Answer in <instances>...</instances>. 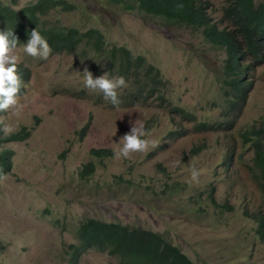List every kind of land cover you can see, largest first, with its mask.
Listing matches in <instances>:
<instances>
[{"label":"rangeland","instance_id":"obj_1","mask_svg":"<svg viewBox=\"0 0 264 264\" xmlns=\"http://www.w3.org/2000/svg\"><path fill=\"white\" fill-rule=\"evenodd\" d=\"M34 1L17 0L16 8ZM68 1L78 9L53 10L45 23L98 28L109 48L125 46L143 55L161 70L170 106L118 107L102 95L100 100L99 92L84 85L85 68L94 78L103 75L98 72L107 62L96 55L83 59L78 50L43 60L26 54L25 44L17 46L13 54L30 67L31 79L0 121L7 133L24 126L33 131L25 141L4 144L14 156L11 170L0 178V264H71L70 244L89 218L158 232L194 264H264L259 232L264 193L254 174L255 150L244 138L248 129L264 126V64L242 75L251 89L244 107L232 111L226 51L206 42L202 27L125 11L110 0ZM201 1L210 4L213 19L220 17L225 0ZM175 106L216 128L197 131L193 121L172 114ZM135 121L154 144L117 158L120 140ZM182 127L183 136H168ZM99 148H110L113 155L93 157L91 150ZM89 161L96 172L81 178ZM193 168L200 175L189 182ZM78 264L121 263L107 252L89 250Z\"/></svg>","mask_w":264,"mask_h":264},{"label":"trees","instance_id":"obj_2","mask_svg":"<svg viewBox=\"0 0 264 264\" xmlns=\"http://www.w3.org/2000/svg\"><path fill=\"white\" fill-rule=\"evenodd\" d=\"M125 11L139 10L147 15L161 17L170 23L202 27L206 42L226 51L228 78L226 84L234 97L232 111L241 110L251 89V83L244 82L242 75L249 69L264 64V0H225L219 20L209 15V3L201 0H110ZM5 3L0 0V31H10L18 38L17 46L26 44L34 29L45 38L51 53L74 54L78 50L83 59L98 58L106 61L99 74L109 79L123 77L127 86L117 89L118 107L135 105L170 106L165 96L163 74L154 64H148L143 55H135L125 46L109 48L104 33L98 28L81 30L56 24L47 25L43 19L53 10L70 12L78 9V4L68 0H36L21 8H16L17 0ZM12 37H10L11 39ZM249 59L251 61L249 62ZM20 78L18 96L26 92L31 79V69L23 62H17ZM101 93L98 94L102 100ZM166 103V104H165ZM172 114H182L194 122L197 131L215 129L207 121H197L196 115L178 106L171 107ZM5 111H0L2 116ZM90 126L88 122L80 131L83 138ZM151 126L147 124V130ZM33 129L26 126L20 130L5 133L0 121V178L12 168L14 150L4 147L6 143L22 142L30 138ZM185 128L174 129L169 137L185 134ZM144 138V137H143ZM245 141L252 142L255 150V178L264 193V126H255L245 132ZM195 146L192 152H200ZM93 157H111L110 148L92 149ZM64 156V154L62 155ZM166 171L163 166H160ZM96 172V164L89 161L83 164L79 174L87 179ZM260 216L259 232L264 237V215ZM76 243H71L70 263L78 264L80 258L89 250L107 252L117 257L121 264H194L181 248L167 241L160 233L150 229L133 227L120 222L103 221L89 218L83 221L75 233Z\"/></svg>","mask_w":264,"mask_h":264},{"label":"clouds","instance_id":"obj_3","mask_svg":"<svg viewBox=\"0 0 264 264\" xmlns=\"http://www.w3.org/2000/svg\"><path fill=\"white\" fill-rule=\"evenodd\" d=\"M224 3L222 4L223 7ZM221 7V10H222ZM222 14L219 18H221ZM215 20H219L215 18ZM10 37H12L10 39ZM18 38L10 31H0V111H5L10 107L17 105V94L20 89V78L17 74V59L13 54V50L17 47ZM23 51L34 58L47 60L51 48L45 38L34 29L30 32L28 42L23 45ZM227 55V54H226ZM227 59V57H226ZM84 85L87 89L102 94L105 101L110 102L114 106L119 105L117 89L126 87V81L123 77L114 79L107 78L106 74L100 77H93V74L85 68ZM9 131L5 126L4 132ZM145 129L143 124L135 121L131 130L126 133L120 140L123 147L116 153L117 158L123 156L128 158L131 153L144 152L148 149L150 142L145 137ZM199 171L195 168L191 171V181H198Z\"/></svg>","mask_w":264,"mask_h":264}]
</instances>
